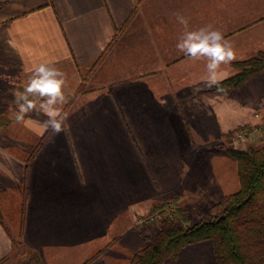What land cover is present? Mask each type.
<instances>
[{"label":"crops","instance_id":"1","mask_svg":"<svg viewBox=\"0 0 264 264\" xmlns=\"http://www.w3.org/2000/svg\"><path fill=\"white\" fill-rule=\"evenodd\" d=\"M176 13L191 30H220L234 45L233 62L264 52V0H0V76L13 81L7 93L23 91L29 70L52 62L66 74L64 107L75 117L69 141H48L31 160L29 132L43 131L31 119L46 117L29 114L5 131L0 264L28 263L30 254L82 264L102 248L95 263L130 264L146 244L136 214L178 195L190 219L191 212L201 219L239 190L237 161L225 149L240 127L264 133V72L240 93L209 92L206 61L176 49L184 31ZM104 52L77 94L78 69L85 73ZM231 63L221 65L225 78L237 72ZM7 99L15 109L14 96ZM263 141L253 135L235 148ZM164 264H218L214 243L188 245Z\"/></svg>","mask_w":264,"mask_h":264},{"label":"trees","instance_id":"2","mask_svg":"<svg viewBox=\"0 0 264 264\" xmlns=\"http://www.w3.org/2000/svg\"><path fill=\"white\" fill-rule=\"evenodd\" d=\"M105 56L98 59L81 74L77 93L83 92L87 78ZM238 73L221 81L220 89L238 88L249 78L264 71V52L246 61L236 62ZM226 152L237 161L240 188L223 197L210 209V216L190 224L184 208L173 202L155 205L150 214L163 215L162 226L155 237L147 238L141 250L134 253L130 264H164L176 260L188 245L211 240L218 264H264V145L246 149L227 148ZM25 197V194H24ZM1 220V214H0ZM105 249L82 264L97 259Z\"/></svg>","mask_w":264,"mask_h":264},{"label":"clouds","instance_id":"3","mask_svg":"<svg viewBox=\"0 0 264 264\" xmlns=\"http://www.w3.org/2000/svg\"><path fill=\"white\" fill-rule=\"evenodd\" d=\"M175 16L184 29L176 49L193 61L205 60L207 75L203 80L206 87L220 89L225 78L221 65H228L236 59L233 43L211 24L191 30L188 18L179 13ZM29 71L31 74L24 90L14 93L15 121L23 122L32 113L37 117L43 115L46 117L42 124L44 131L51 130L52 134L59 135L65 131L67 120V113L63 110L68 103L64 92L66 74L52 62L40 63ZM9 83L13 81L9 79Z\"/></svg>","mask_w":264,"mask_h":264},{"label":"rangeland","instance_id":"4","mask_svg":"<svg viewBox=\"0 0 264 264\" xmlns=\"http://www.w3.org/2000/svg\"><path fill=\"white\" fill-rule=\"evenodd\" d=\"M261 52H263V51H260V52L256 53L255 55H253V56H251V57H249L247 59H242V60H237L235 62H232L231 65L237 70V72L234 75H236L238 73V69H237L236 66H234V63H236V62L238 63V62H241V61H246V60H249L251 58H254V57H256ZM0 71L2 72V74L4 73L3 69H0ZM261 73H259V74H261ZM234 75H232V76H234ZM232 76H230V77H232ZM252 77H254V76H252ZM227 78H229V77H227ZM227 78H225V79H227ZM225 79H223V80H225ZM248 80H250V78ZM248 80L243 85H241L238 88H227V89H221V90H213L212 89L213 87H212V88L209 89V92L210 91H213V92H218L219 91V92H231V93L235 92V93H240V90L242 89V87H244V85L248 82ZM7 81H8V79H6L4 76H0V145H1V143L3 141H8V139H4V138L6 137L5 131H7L8 129H10V124L13 123V122L14 123H17L15 121V117H12V115H15V109L14 108H11L12 111L9 109V107L12 104H9V100L7 99V97H8L9 94H10V96H14V92H12V93L11 92H8L7 93V88L10 87L11 84H12V83H10V86H9L8 85L9 82L7 83ZM14 88H16V87H14ZM84 88H85V86H83V88L81 90L83 91ZM20 89H21L20 87H17L16 90H20ZM79 93H77V94H79ZM241 93H244V90L241 91ZM12 103H14V101ZM179 104L181 105V103H179ZM66 105H68V103ZM68 108H69L68 106L67 107H64V109H63L64 112L68 113ZM7 112L11 113V115L8 116L7 115ZM185 114L186 113H184L183 110H181L182 123H183L184 128H185V130L187 132V135L190 138H192V134H191V131H190V130H192V128H191V125H190L188 119L185 117ZM45 119L46 118H33L31 120L33 121V124L34 125H37L38 124L37 127H40L41 129H43L42 124H43V121ZM73 120H75V117L74 116H69L67 114V120L65 122V131L61 132L59 135L52 134L51 133V130L44 131V129H43V131H41V133H40L41 135H38L37 134V136L35 135L36 136V138H35V136L33 137V133L32 132H29V137L27 138V140H29V147H30L29 153L27 155L28 156V160L29 159L31 160L32 158H35L38 155V153L41 151V149L44 146V144H46V142H48V141H57V142H59V141H69L71 121H73ZM14 126H15V124H14ZM17 127L18 126L16 125L15 128H17ZM240 128H238V129H240ZM259 128H260V126H259ZM263 128H264V126H263ZM36 129L34 131H36ZM238 129H236V130H238ZM236 130H234L230 135H232ZM253 135H257L258 137H260L261 140L264 139V133L261 132L260 130L256 131V133L252 134V136ZM15 137L17 138L16 139L17 141H21V142H23V144H26V141L23 139L24 136L21 137L20 134H17ZM231 140H232L231 138H229V140H227V141H229L232 144L228 148H235V146H238L239 145V143H234ZM263 145H264V141L261 144H259L258 148L261 147V146H263ZM175 197L176 196H174L173 198H171L167 202H163V203H160L159 202L157 204H166V203H169V202H173L175 200ZM25 201H26V196L24 197V201H23V204L24 205H25ZM157 204H155V205H157ZM174 204L179 205L180 207H182V209L184 208V210L186 211V214H187V216L189 218L190 224H195V223H197V222H199V221H201L203 219H206V218H208L210 216V212L208 211V214H205V215L202 216L201 219H198L200 216H198V215L195 216V214L193 212H191V216L192 217L190 219V212H188L189 210H188V208H186L185 205H181L182 203H180L179 201L178 202H175ZM151 210H150V212H151ZM150 212H148L147 214H144V215L143 214H136V234L139 235L140 237H142L143 239H145L146 243H147V238H153V237L156 236V233H158V231L160 230V228L162 226V223H163L162 222V219L164 217L163 215H160L158 213L157 214H150ZM149 216H154L153 221H150V222L148 221L149 220L148 219ZM144 223H148L149 225H147L146 227L147 228L150 227V228H152L155 231V234H154L155 236L153 235V237H151V236L145 235V230H144V227H143L144 226L143 225ZM140 225H141V227H140ZM148 235H151V234H148ZM103 249L106 250V248H102L101 250H103ZM101 250H99V251H101ZM98 252H96L94 255H96ZM47 253H49V252L46 251V254ZM94 255L90 256L88 259H91ZM30 256H31V260L28 263H24V264H54L53 261H52V259H50L51 256H48L47 257L48 258V261L45 260V262L44 261H41L40 258L37 255H34L36 257H32V254H30ZM88 259H86L85 261H87ZM169 260H172V259H169ZM95 261H96V259L93 260V261H91L89 264H100L99 262H96L95 263ZM101 264H103V263H101Z\"/></svg>","mask_w":264,"mask_h":264},{"label":"built area","instance_id":"5","mask_svg":"<svg viewBox=\"0 0 264 264\" xmlns=\"http://www.w3.org/2000/svg\"><path fill=\"white\" fill-rule=\"evenodd\" d=\"M260 130L258 126H245L241 127L240 129L236 130L230 138L231 141L234 143H243L248 137H251L252 134L256 133V131ZM154 216H149L148 221H153ZM142 222V221H141Z\"/></svg>","mask_w":264,"mask_h":264}]
</instances>
